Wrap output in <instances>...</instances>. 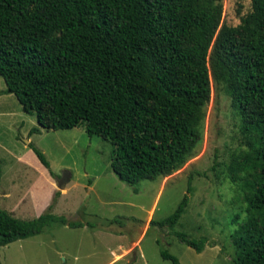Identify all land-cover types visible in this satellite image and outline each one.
<instances>
[{
  "label": "trees",
  "instance_id": "16d2710c",
  "mask_svg": "<svg viewBox=\"0 0 264 264\" xmlns=\"http://www.w3.org/2000/svg\"><path fill=\"white\" fill-rule=\"evenodd\" d=\"M222 16V0H0V76L35 114L31 133L84 126L113 145L111 168L128 184L170 175L196 154L211 82L224 86L245 137L231 176L245 215L231 220L230 262L264 264V0H251L236 26ZM188 192L165 223L181 217ZM58 195L30 219L0 208V246L52 224L81 226L52 213ZM181 241L203 249V239Z\"/></svg>",
  "mask_w": 264,
  "mask_h": 264
},
{
  "label": "rangeland",
  "instance_id": "374dc122",
  "mask_svg": "<svg viewBox=\"0 0 264 264\" xmlns=\"http://www.w3.org/2000/svg\"><path fill=\"white\" fill-rule=\"evenodd\" d=\"M222 6V23L236 26L251 0H222ZM211 87L196 154L170 175L128 184L111 168L113 145L89 136L84 126L31 133L38 126L35 114L5 92L0 76V208L30 219L58 191L52 213L81 223L52 224L0 246V264H172L160 249L179 264H231V233L237 227L231 220L240 213L241 222L245 215L243 191L231 176L245 137L226 88L214 82ZM31 146L44 154L50 169ZM187 192L181 217L165 223ZM181 237L203 239V249L197 252Z\"/></svg>",
  "mask_w": 264,
  "mask_h": 264
},
{
  "label": "water",
  "instance_id": "95a60500",
  "mask_svg": "<svg viewBox=\"0 0 264 264\" xmlns=\"http://www.w3.org/2000/svg\"><path fill=\"white\" fill-rule=\"evenodd\" d=\"M67 178H68V177L64 175V177H63V179H62V180H67Z\"/></svg>",
  "mask_w": 264,
  "mask_h": 264
},
{
  "label": "crops",
  "instance_id": "0c3cea01",
  "mask_svg": "<svg viewBox=\"0 0 264 264\" xmlns=\"http://www.w3.org/2000/svg\"><path fill=\"white\" fill-rule=\"evenodd\" d=\"M68 176H69L70 179L72 178V176H71L70 174H68ZM35 217H36V216H35Z\"/></svg>",
  "mask_w": 264,
  "mask_h": 264
}]
</instances>
